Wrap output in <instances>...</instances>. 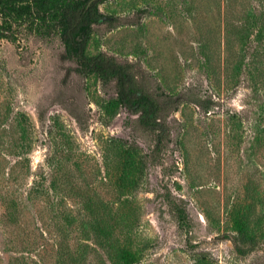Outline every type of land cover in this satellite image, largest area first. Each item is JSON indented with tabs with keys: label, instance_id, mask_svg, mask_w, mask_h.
Instances as JSON below:
<instances>
[{
	"label": "rangeland",
	"instance_id": "obj_1",
	"mask_svg": "<svg viewBox=\"0 0 264 264\" xmlns=\"http://www.w3.org/2000/svg\"><path fill=\"white\" fill-rule=\"evenodd\" d=\"M41 1L0 12V264H56L60 244L113 264L83 195L136 264H264V0L98 5L86 54L131 65L164 108L161 152L129 192L121 142L149 155L154 136L116 104L112 84L62 58ZM243 220L257 246L241 256L232 237Z\"/></svg>",
	"mask_w": 264,
	"mask_h": 264
},
{
	"label": "trees",
	"instance_id": "obj_2",
	"mask_svg": "<svg viewBox=\"0 0 264 264\" xmlns=\"http://www.w3.org/2000/svg\"><path fill=\"white\" fill-rule=\"evenodd\" d=\"M102 0H42L40 5L47 13L52 14L54 23L59 29V37L64 45L62 58L74 60L77 67L74 72L79 75L93 74L103 84H112L116 92V104L128 113L137 116V124L141 130L154 136L155 146L149 155H143L141 149L128 142H121L123 172L118 177L119 185L126 191H133L142 169L147 162H152L161 152V146L167 137L164 108L151 96L137 73L129 64L120 63L113 56L99 53L94 56L86 54V48L92 34V26L103 21L104 16L98 12ZM19 0H0V12L12 8ZM252 31V30H250ZM245 33V35H244ZM250 32L237 31L236 40L243 41ZM0 38H8V32L0 26ZM82 206L89 218V225L98 235L99 245L113 264H136L140 255L131 246L125 244L115 234L114 228L108 222V216L93 206L88 196H81ZM232 244L236 252L243 256L253 251L257 239L250 234L246 220L235 228ZM203 261L201 256L195 258V263ZM56 264H87L84 254H75L68 247L59 245Z\"/></svg>",
	"mask_w": 264,
	"mask_h": 264
}]
</instances>
